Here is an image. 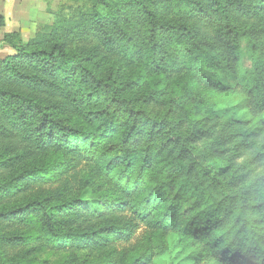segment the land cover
Masks as SVG:
<instances>
[{
    "label": "trees",
    "instance_id": "1",
    "mask_svg": "<svg viewBox=\"0 0 264 264\" xmlns=\"http://www.w3.org/2000/svg\"><path fill=\"white\" fill-rule=\"evenodd\" d=\"M74 4L0 38V264H264V0Z\"/></svg>",
    "mask_w": 264,
    "mask_h": 264
},
{
    "label": "rangeland",
    "instance_id": "2",
    "mask_svg": "<svg viewBox=\"0 0 264 264\" xmlns=\"http://www.w3.org/2000/svg\"><path fill=\"white\" fill-rule=\"evenodd\" d=\"M74 3L76 0H0V15L5 19L0 35L19 33L22 41L26 42L50 25L55 19L54 14L64 7L76 5ZM13 54L14 51L9 46L0 45V59ZM240 60L243 68H250L251 45L245 41L242 43ZM171 239L172 236L167 237L166 242ZM158 264H169V258L165 256L158 259Z\"/></svg>",
    "mask_w": 264,
    "mask_h": 264
},
{
    "label": "crops",
    "instance_id": "3",
    "mask_svg": "<svg viewBox=\"0 0 264 264\" xmlns=\"http://www.w3.org/2000/svg\"><path fill=\"white\" fill-rule=\"evenodd\" d=\"M3 35H4V34H1V35H0V38H1Z\"/></svg>",
    "mask_w": 264,
    "mask_h": 264
}]
</instances>
